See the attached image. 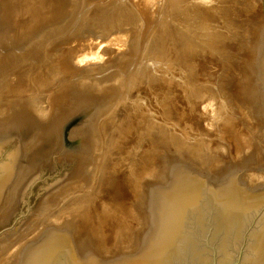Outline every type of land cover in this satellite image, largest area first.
I'll use <instances>...</instances> for the list:
<instances>
[{"label": "rangeland", "instance_id": "obj_1", "mask_svg": "<svg viewBox=\"0 0 264 264\" xmlns=\"http://www.w3.org/2000/svg\"><path fill=\"white\" fill-rule=\"evenodd\" d=\"M182 1L183 0H152L151 4V1L149 0L150 7L147 8L146 6L142 5V0H0V122L7 123L15 127L22 135L24 144L23 159L18 176L7 196L0 205V226H4L7 223L15 208L17 207L19 189L23 185L47 142L50 140L61 122L77 108L91 101L97 100L101 102V105L93 115L87 128V134L84 139L76 170L64 183L50 191L20 222H18L0 239V264H16L30 243L42 231L52 226H61L70 230L73 234L74 241L78 246L89 247L103 258H111L130 253L136 248L139 240L143 207L148 187L157 172L169 160L179 159L184 161L208 180H215L224 171L228 170L236 176L237 180L246 190H264L263 0H214L213 2L212 0H207L208 2H202L203 0ZM224 1L226 5H228L231 14L226 13V15L223 13L222 6H226L224 5ZM131 25L133 26L131 27ZM216 35L226 37V40L222 39L223 41L220 40L221 43H217L215 41L216 39L214 40V36ZM211 36H213V39L209 40V37ZM168 37H170V40ZM122 39L125 41L123 42ZM121 41L125 44H123ZM186 41H190L189 43L191 45H195V49L192 50L193 52L196 51L195 53H193L191 50L188 51V48L184 46L185 44H188ZM80 44H83L82 48L81 46H78V50H76L72 56H70L71 54H69V51L74 49L75 45ZM182 45L184 49L182 48ZM86 48H89L87 51L95 50L94 53H97L98 55L90 59L88 58L78 66L74 58H77L78 55H80L81 52H83ZM149 50L150 53L145 54ZM205 50L207 51L206 54L202 53L205 52ZM166 52H169V54ZM214 52L216 55L218 54V56H216ZM194 54H196L199 59L195 58L196 56ZM200 54H202V57ZM176 57L179 60L181 59L182 62L175 66L174 63H177ZM210 57H216L217 59H215L217 63L215 62V59H213V62ZM68 59L70 60L68 61ZM71 59L74 60L71 61ZM193 60L196 64L192 62ZM205 60L209 62L206 63ZM219 62L220 64H218ZM70 63L73 64L74 68ZM68 66H70V70ZM208 67L210 71L207 70ZM180 68H183V70ZM198 68H202V71L198 70ZM191 69L193 70L190 71ZM191 72L192 75L190 74ZM160 73L161 75H158ZM202 73H204V76ZM36 74L38 75L39 80H36L38 78ZM185 74L187 75L186 77H191L189 79H191L192 82H189L185 78ZM135 75L145 77V83L141 84L142 86L138 85L135 86L136 88L133 87L132 90L128 91L129 94L125 95L124 93L127 94L128 92H126L127 90L124 89V85L125 83H129L128 79H130V77H137ZM145 75H148V77ZM193 75L195 76L192 77ZM111 76H115L114 80ZM151 76L161 77L157 82H153L154 84H148V79ZM34 77L36 79H34ZM46 77L48 78L46 79ZM121 78L123 81L120 80ZM196 78H198V83L195 82L197 81ZM14 80L18 82V85H11L13 82H15ZM207 80L212 83L211 88L209 85L210 82ZM113 81H117V84H111ZM165 81L167 87L165 85ZM120 82H122L124 85L122 83L120 84ZM200 82L201 85L199 84ZM202 82L207 83L203 84ZM109 83L110 86L113 87L112 89L109 87L110 91L108 88L104 91L102 89H100L101 91L99 90V88L104 84L108 85ZM184 84L186 86H184ZM188 84H192L190 86L191 88ZM202 84L208 88H205L208 90L207 92L212 93V95L215 94L214 96L219 95L220 97L226 98L229 95L230 99L235 103H233L234 108H229L226 111L221 110L223 112H220V104H222L220 97H216L215 100L208 99L210 102L207 99H203L206 100L205 103L203 100L199 102L206 105L204 106L197 102V104L200 105L195 107L189 105L191 103L188 102V99H185L186 101L181 99V97L184 98L183 94L185 97H187L185 93L189 92L190 94L192 90L205 91ZM160 85L163 86V88ZM174 85H177L178 87H175ZM91 86L92 91L90 89ZM125 86L128 87V85ZM154 86L157 87L154 88ZM168 86L172 89V91H174L172 92ZM172 87H175L176 90ZM13 88H15V93L11 92L13 91ZM147 89L149 90L150 94L152 93V96L147 92ZM18 90L19 92H17ZM179 90L180 92H178ZM175 91L178 93L177 95L174 94ZM167 92L169 93L167 94ZM170 95L172 97H170ZM162 96L163 98H161ZM174 97L178 99H176V102ZM182 101L188 103L186 106L188 107V111L190 110L189 115H187L188 111L187 108H185V104V107L181 106L183 104L181 103ZM211 104H215L216 107L215 105L214 107L211 106ZM193 107L195 110H193ZM196 107L198 109H196ZM202 107L203 109L201 110L200 108ZM171 109H174L175 112ZM210 109L212 111H210ZM131 112H133V114ZM195 112H198V114L194 115ZM204 112L206 113L203 114ZM223 114L224 116L228 115L226 118L233 115L238 116L237 121L234 122L237 117L232 120L234 126L231 123L229 124L232 125V128L237 130L235 131L233 129L236 133H233L234 131L228 134L224 133L223 136L225 137L223 139L220 138L222 143H219L220 147L218 148L217 146L219 145H216L215 143L216 141L218 142L220 140L217 137H221V134H217L218 131H216V128L222 127L225 132H229L230 130L228 128L231 127L227 126L229 120L222 119L221 115ZM187 117H189V120H187ZM107 118L113 119V123L111 125L110 121H108L109 123L107 122ZM143 118H149L148 120H151L152 118V125L155 127L157 126V128L165 127L170 130V132L172 130L175 134L178 133V136L183 139L182 141L185 144H183L181 141L177 142L176 144L173 142L168 144L170 142H164L163 140H160V142L155 141V143L158 145H162L160 148V146H157L153 142L157 151L152 154L153 159L150 157V162H148L150 164L147 163L150 169L145 165V169L148 172H145V169L144 171L140 172V176L143 175V178H139V183L141 182L142 184V186L139 188V190H141L139 194L141 195L138 197L129 195L131 198L128 197L129 201L127 200L126 204H129L130 206H127L128 209L125 212L126 214H122L119 219L117 217L116 219L114 216H116L115 214H118L117 212L119 211H114V213L112 212L111 214V211L109 212L106 210L109 213L108 214L105 213L106 211H104L100 205H98L99 207H94L95 209L93 208V200L95 199H90L92 197L91 195L94 196L96 193L100 192L101 188L98 187L100 189L95 188L96 190H94V187H90V185L96 186V184H93L95 182L97 184L99 183L98 180L96 181L92 179V177L94 176L93 174L97 175L98 171L95 170L99 168L97 165L100 164L101 160L102 162L100 166L103 167L104 160H107L108 162L112 161L113 158H115L114 156H116L120 150L121 152H125L127 147H129L132 142L137 141L136 138H140L142 136L141 133L144 131L140 128L142 127L141 122H143ZM206 118L209 119L207 123V126H209L207 127V132L212 139L211 141H213L211 142L210 146L208 145V151L210 153L208 151L206 152H208V157H212L210 160L215 159L214 161H211L210 166L207 165L209 163L206 162V155H204L206 158L203 157V160L206 159L204 161L202 158L197 159L195 156V158L198 160V162H196L197 160L193 157V155H191L193 158L191 156L189 157L191 153L193 154L192 150H190L191 153L189 152V155H187L188 152H185L187 151L188 143L190 142L189 144H191L195 135L199 134V131L196 130L201 128V123L204 122ZM163 119L164 122L162 123ZM105 121L109 124L108 128L105 127L108 126V124L105 125ZM122 123L125 124L122 125V128L131 125V128L129 127V129L131 132H133L131 135L133 139H125L123 141L121 140L113 147L106 146V143H109L110 141L109 139L116 136L115 134L117 130L114 131L115 129L112 128V126H121L120 124ZM132 123H135L134 126ZM136 123L138 125L137 129L135 127L137 126ZM225 123L227 125H225ZM215 125H217V127ZM224 125L226 128H228L226 129ZM210 126H213V129ZM135 133L137 135H135ZM198 142L199 141H197V144ZM194 143L196 142H193L192 144ZM178 144L180 149L176 148ZM146 146L147 144L144 145V147ZM181 146H184V149H186H181ZM139 147H141V145ZM198 147L197 145L194 146V148L197 149ZM197 149L195 151H197ZM139 150L141 151L142 149L139 148ZM182 150L184 151L182 152ZM206 152H204V154H206ZM211 154L213 156H211ZM194 155H201V153L199 152L198 154L197 151L194 153ZM199 161H201V164ZM203 163L204 165H202ZM99 170H102V168ZM90 179L95 182L92 183ZM80 184H82L83 187L85 185V187H81ZM75 185L80 186L81 188H77ZM73 186H75L74 189ZM68 187L70 190L72 189L71 193L73 194L71 196L67 195L68 197L61 195L62 192L65 193L67 191ZM82 188L84 190L85 188H90V191H84ZM70 190L68 189L67 192L70 193ZM75 190L76 192H72ZM107 190H109V193L104 191L103 195L108 196L111 194L112 196L116 194L113 193L115 192L114 189L109 188ZM85 192H88L89 194ZM105 192H107L108 195ZM82 193L83 195H81ZM98 195L100 196L99 193ZM72 196H75L74 198L76 199L77 197L78 199L81 198L80 200L82 201L84 199L83 202H86V199L91 196L89 199H87L91 205L87 202L86 203L92 207H89L87 204H85L87 207H84L86 208V211L94 210V213H92L93 211H90L91 216L93 215L96 217L97 215H95V213L97 214L98 212L97 218H99V211L102 208L100 211L102 215L100 216H103V213L107 216L103 220L105 222L103 224L104 227L100 228L104 231L100 230L99 227L97 230V228H95L96 226H94H98L99 221L102 219L101 217V219L99 218V221L97 218L95 219V222L93 221L94 223L97 221V224L89 223L91 222L89 220H94V217L92 216V219L91 216H89L88 211V213L85 211L87 216H84L85 213L83 215L84 211L76 213V217L78 215H83V217L78 216L80 218H76V210L71 208L74 210L72 211L70 208H67L70 212H74V215L68 216L72 214L68 211V215H64L66 218L58 220L59 215L61 214L59 211L66 209L63 206V204L67 203L65 200L73 198ZM85 196L87 198H84ZM111 196H108V198L106 197L108 200H106L107 202H109V200L112 201ZM96 199L97 200H95V204L96 201H98V197H96ZM126 204L124 203L123 205ZM95 210L98 211L95 212ZM102 210L104 212H102ZM63 212L66 211L64 210ZM61 216L63 217L62 214ZM84 217L86 219L87 217H90V219H87L86 221ZM99 230L103 232H100ZM99 232L103 233L104 235L102 234V236L99 234ZM106 235L107 238H104L103 240L102 238Z\"/></svg>", "mask_w": 264, "mask_h": 264}, {"label": "water", "instance_id": "obj_2", "mask_svg": "<svg viewBox=\"0 0 264 264\" xmlns=\"http://www.w3.org/2000/svg\"><path fill=\"white\" fill-rule=\"evenodd\" d=\"M100 105L91 101L61 122L19 189L0 239L72 176ZM23 152L20 132L0 122V205L18 176ZM16 264H264V190H246L228 170L208 180L184 161L169 160L148 187L133 251L103 258L78 246L70 230L52 226Z\"/></svg>", "mask_w": 264, "mask_h": 264}, {"label": "bare ground", "instance_id": "obj_3", "mask_svg": "<svg viewBox=\"0 0 264 264\" xmlns=\"http://www.w3.org/2000/svg\"><path fill=\"white\" fill-rule=\"evenodd\" d=\"M87 1V0H86ZM151 1V4H152V0H150ZM184 1V0H183ZM182 1V2H183ZM204 1H207V0H203L202 2H204ZM214 0H212V2H213ZM259 1V0H258ZM262 1V0H261ZM121 2V1H120ZM135 2V1H134ZM164 2V1H163ZM195 2V1H194ZM208 2V1H207ZM211 2V1H210ZM142 5H144V6H146L147 8H149L150 7V5H149V0H142ZM263 4V6H264V0H263V2H262ZM193 4V3H192ZM197 4V3H196ZM208 4V3H207ZM213 4V3H212ZM234 4V3H233ZM132 5H133V3H132ZM162 5V4H161ZM204 5V4H203ZM216 5V4H215ZM224 5H226V3H225V1H224ZM246 5V4H245ZM259 5V4H258ZM180 6V5H179ZM193 6H195V5H193ZM207 6V5H206ZM125 7V6H124ZM164 7V6H163ZM192 7V6H191ZM132 8H133V6H132ZM222 8H223V13L224 14H226V13H229V14H231V12H230V10H229V7H228V5H226V6H222ZM245 8V7H244ZM68 9V8H67ZM197 9V8H196ZM123 10V9H122ZM129 10H130V8H129ZM209 10V9H208ZM213 10H215V9H213ZM194 11V10H193ZM153 12V11H152ZM196 13V12H195ZM201 13V12H200ZM206 13V12H205ZM221 13V12H220ZM203 14V13H202ZM254 14V13H253ZM259 14V13H258ZM227 15V14H226ZM26 16V15H25ZM232 16V15H231ZM212 17V16H211ZM146 18V17H145ZM215 18V17H214ZM231 18H233V17H231ZM217 21H220V20H217ZM224 22V21H223ZM126 24H130V23H126ZM108 25V24H107ZM255 25H257V24H255ZM133 25H131V27H132ZM151 26V25H150ZM153 26V25H152ZM159 27V26H158ZM163 28V27H162ZM226 28V27H225ZM236 28H237V26H236ZM108 29V28H107ZM208 29V28H207ZM166 30V29H165ZM65 31H67V30H65ZM140 31V30H139ZM118 32V31H117ZM210 32V31H209ZM239 32V31H238ZM114 33V32H113ZM141 33V32H140ZM173 33V32H172ZM171 33V34H172ZM226 33V32H225ZM116 34V33H115ZM152 34V33H151ZM200 34V33H199ZM219 34V33H218ZM227 34V33H226ZM142 35V34H141ZM164 35V34H163ZM215 35V34H214ZM228 35V34H227ZM231 35V34H230ZM77 36V35H76ZM174 36H176V35H174ZM178 36V35H177ZM217 36V35H216ZM214 36L215 38H214V40L218 43V42H220V40L221 41H223V40H226V37H223V36ZM224 36H225V34H224ZM234 36V35H233ZM118 37H120V36H118ZM124 37V36H123ZM149 37V36H148ZM89 38V37H88ZM115 38H117V37H115ZM131 38V37H130ZM167 38V37H166ZM169 38V40H170V37H168ZM176 38V37H175ZM203 38V37H202ZM36 39H38V38H36ZM110 39V38H109ZM121 39V38H120ZM177 39V38H176ZM204 39H206V38H204ZM211 39H213V36H211V37H209V40H211ZM223 39V40H222ZM114 40V39H113ZM234 40V39H233ZM233 40H231V41H233ZM122 41H123V39H122ZM121 41V42H122ZM125 41V40H124ZM123 41V42H124ZM143 41V40H142ZM164 41H166V40H164ZM83 42V41H82ZM122 42V43H123ZM187 42V41H186ZM190 42V41H189ZM189 42H187L188 44H185L184 46L185 47H187L188 48V51H192V50H194L195 49V45H191ZM110 43H111V41H110ZM117 43V42H116ZM132 43V42H131ZM165 43V42H164ZM175 43H177V42H175ZM198 43V42H197ZM212 43V42H211ZM221 43V42H220ZM229 43V42H228ZM123 44H125V43H123ZM171 44V43H170ZM208 44H209V42H208ZM225 44H227V43H225ZM231 44V43H230ZM247 44V43H246ZM110 45V44H109ZM116 45V44H115ZM119 45V44H118ZM120 45H122V44H120ZM174 45H176V44H174ZM218 45V44H217ZM78 46H81V48H82V46H83V44H80V45H75V47H74V49H71L70 51H69V54H71L70 56H72V54L76 51V50H78ZM123 46H125V45H123ZM200 46V45H199ZM223 46V45H222ZM115 47V46H114ZM126 47V46H125ZM144 47H145V45H144ZM215 47V46H214ZM226 47V46H225ZM147 48V47H146ZM182 48H183V45H182ZM201 48H202V46H201ZM206 48V47H205ZM222 48V47H221ZM52 49V48H51ZM79 49H80V47H79ZM87 49H89V48H86L83 52H81V54L80 55H78V57L76 58H74L75 59V62H77V64H78V66H79V64L80 63H82V62H84V61H86L88 58L90 59V58H92V57H96L98 54L97 53H94V51L95 50H92V48H91V50L92 51H87ZM121 49V48H120ZM161 49V48H160ZM166 49V48H165ZM170 49V48H169ZM178 49V48H177ZM184 49V48H183ZM208 49V48H207ZM226 49H227V47H226ZM46 50V49H45ZM66 50V49H65ZM152 50V49H151ZM179 50V49H178ZM174 51H176V50H174ZM187 51V50H186ZM226 51V50H225ZM224 51V52H225ZM154 52V51H153ZM170 52H171V50H170ZM193 52V51H192ZM196 52V51H195ZM195 52H193V53H195ZM206 50H205V52H202V53H204V54H206ZM147 53H150V50L148 51V52H146L145 54H147ZM152 53V52H151ZM166 53H168L169 54V52H166ZM181 53V52H180ZM200 53V52H199ZM211 53V52H210ZM210 53H207V54H210ZM215 53V52H214ZM68 54V55H69ZM104 54V53H103ZM108 54V53H107ZM138 54V53H137ZM165 54V53H164ZM185 54H186V52H185ZM192 54V53H191ZM196 54H198V53H196ZM196 54H194L196 57L195 58H198L197 57V55ZM105 55V54H104ZM121 55V54H120ZM152 55V54H151ZM178 55V54H177ZM184 55V54H183ZM201 55V57H202V54H200ZM199 55V56H200ZM215 55H216V53H215ZM142 56H144V55H142ZM147 56V55H146ZM162 56V55H161ZM181 56V55H180ZM185 56V55H184ZM183 56V57H184ZM206 56V55H205ZM208 56H210V55H208ZM216 56H218V54L216 55ZM220 56V55H219ZM159 57H160V55H159ZM165 57V56H164ZM163 57V58H164ZM167 57V56H166ZM169 57V56H168ZM175 57V56H174ZM179 57V56H178ZM187 57H188V55H187ZM190 57H192V56H190ZM212 57H214V56H212ZM9 58V57H8ZM149 58V57H148ZM162 58V59H163ZM177 58V57H176ZM175 58V59H176ZM185 58V57H184ZM204 58V57H203ZM206 58V57H205ZM207 58H209V57H207ZM216 58V57H215ZM215 58H211L210 57V59L213 61V59H215ZM74 59H71V61L72 60H74ZM165 59V58H164ZM174 59V58H173ZM187 59H189V58H187ZM191 59H193V58H191ZM199 59V58H198ZM217 59V58H216ZM216 59H215V62H216ZM218 59H219V57H218ZM70 59H68V61H69ZM136 60V59H135ZM147 60V59H146ZM168 60H171V59H168ZM184 60H186V59H184ZM202 60V59H201ZM208 60V59H207ZM207 60H205L206 61V63H208L207 62ZM150 61H152V60H150ZM165 61V60H164ZM175 61V60H174ZM177 63H174L175 64V66L177 65V64H179L180 62H182V60L180 59H178L177 58ZM198 61V60H197ZM159 62H161V61H159ZM186 62V61H185ZM194 64H196L195 63V61L193 60L192 61ZM191 62V63H192ZM214 62V61H213ZM73 63V62H72ZM144 63V62H143ZM148 63V62H147ZM186 63H188V62H186ZM217 63V62H216ZM71 64V63H70ZM108 64V63H107ZM118 64V63H117ZM218 64H220V62L218 63ZM72 66H73V64H71ZM129 65V64H128ZM201 65V64H200ZM213 65H215V64H213ZM72 66H71V68H72ZM77 66V65H76ZM130 66V65H129ZM161 66V65H160ZM166 66V65H165ZM170 66V65H169ZM181 66H183V65H181ZM185 66V65H184ZM206 66V65H205ZM209 66H212V65H209ZM20 67V66H19ZM69 67V70H70V66H68ZM162 67V66H161ZM168 67V66H167ZM189 67H192V66H189ZM189 67H188V69H189ZM195 67V66H194ZM215 67V66H214ZM219 67V66H218ZM64 68V67H63ZM73 68H74V66H73ZM134 68V67H133ZM143 68V67H142ZM165 68V67H164ZM197 68V67H196ZM207 68V67H206ZM205 68V69H206ZM211 68V67H210ZM213 68V67H212ZM160 69V68H159ZM180 69H182L183 70V68H180ZM202 69V68H201ZM200 68H198V70H201ZM214 69V68H213ZM62 70V69H61ZM64 70V69H63ZM72 70V69H71ZM84 70V69H83ZM99 70V69H98ZM165 70V69H164ZM193 69H191L190 71H192ZM196 70V69H195ZM207 70H209V67H208V69ZM17 71H20V70H17ZM144 71V70H143ZM157 71H159V70H157ZM176 71H177V69H176ZM185 71V70H184ZM197 71V70H196ZM202 71V70H201ZM210 71V70H209ZM208 71V72H209ZM213 71V70H212ZM96 72V71H95ZM151 72V71H150ZM167 72V71H166ZM199 72V71H198ZM203 72H204V70H203ZM206 72V71H205ZM24 73V72H23ZM72 73V72H71ZM86 73V72H85ZM144 73V72H143ZM156 73V72H155ZM179 73V72H178ZM187 73V72H186ZM197 73V72H196ZM214 73V72H213ZM17 74H19V73H17ZM21 74V73H20ZM131 74V73H130ZM157 74V73H156ZM171 74V73H170ZM173 74V73H172ZM191 75H192V72L190 73ZM200 74H201V72H200ZM203 74V76H204V73H202ZM27 75V74H26ZM37 75V74H36ZM40 75V74H39ZM65 75V74H64ZM148 75H149V73H148ZM148 75H145V76H147L148 77ZM158 75H161V73L160 74H158ZM174 75V74H173ZM181 75V74H180ZM195 75H197V74H195ZM195 75H193L192 77H194ZM218 75V74H217ZM21 76V75H20ZM135 76H137V75H135ZM187 75L185 74V78L189 81V82H192V80L191 79H189V78H191V77H186ZM190 76V75H189ZM198 76V75H197ZM196 76V77H197ZM37 77H38V75H37ZM41 77V76H40ZM43 77H45V76H43ZM42 77V78H43ZM75 77V76H74ZM112 77V79L114 80V77L113 76H111ZM161 77V76H160ZM160 77H157V76H151L149 79H148V84H150V83H152V84H154L155 82H157L158 80H160ZM164 77V76H163ZM168 77V76H167ZM172 77V76H171ZM175 77V76H174ZM173 77V78H174ZM201 77V76H200ZM9 78V77H8ZM31 78H33V77H31ZM48 77H46V79H47ZM144 78L145 77H140V76H137V77H130V79H128L129 81V83L127 84V83H125V85H128V87L127 86H125L122 82H120V84L122 83L123 85H124V89L125 90H127L126 92H128L129 90H132V88L133 87H135V86H138V85H141V84H144L145 82H144ZM184 78V77H183ZM182 78V79H183ZM208 78H209V76H208ZM16 79V78H15ZM34 79H36L35 77H34ZM34 79H32V80H34ZM117 79V78H116ZM197 79V81H195V82H197L198 83V78H196ZM203 79H204V77H203ZM210 79V78H209ZM217 79V78H216ZM25 80V79H24ZM36 80H39V77L36 79ZM111 80V79H110ZM120 80H122V78L120 79ZM169 80H171V79H169ZM186 80V81H187ZM191 80V81H190ZM206 80V79H205ZM15 81V80H14ZM18 81V80H17ZM108 81V80H107ZM123 81V80H122ZM180 81V80H179ZM184 81H185V79H184ZM183 81V82H184ZM200 81V80H199ZM201 81H203V80H201ZM208 81V80H207ZM11 82V81H10ZM36 82V81H35ZM39 82V81H38ZM43 82H44V80H43ZM117 82V81H116ZM115 81H113V82H111V84H117ZM154 82V83H153ZM172 82V81H171ZM174 82V81H173ZM182 82V83H183ZM208 82H210V81H208ZM213 82V81H212ZM12 83V82H11ZM23 83H26V82H23ZM45 83V82H44ZM85 83V82H84ZM160 83H162V82H160ZM196 83V84H197ZM203 83V82H202ZM205 83H207V82H205ZM205 83H203V84H205ZM1 84H3V83H1ZM5 84V83H4ZM38 84V83H37ZM48 84V83H47ZM51 84V83H50ZM164 84V83H163ZM162 84V85H163ZM200 85H201V82L199 83ZM198 84V85H199ZM202 84V85H203ZM209 84V83H208ZM212 83L210 82V88H211V85ZM11 85H18V82H13ZM20 85V84H19ZM30 85V84H29ZM43 85V84H42ZM119 85V84H118ZM159 85V84H158ZM165 85H166V87H167V84H166V81H165ZM186 85H187V83H186ZM185 84H184V86H186ZM189 85V84H188ZM192 85V84H191ZM191 85H189V87L191 86ZM194 85V84H193ZM214 85V84H213ZM218 85V84H217ZM229 85V84H228ZM33 86H35V85H33ZM107 86V87H106ZM113 86V85H112ZM142 86V85H141ZM145 86H148V85H145ZM161 86V85H160ZM175 86V85H174ZM177 86V85H176ZM175 86V87H176ZM195 86V85H194ZM204 86V85H203ZM208 86V85H207ZM3 87H5V86H3ZM7 87H8V85H7ZM14 87V86H13ZM17 87V86H16ZM15 87V88H16ZM29 87V86H28ZM37 87H38V85H37ZM42 87V86H41ZM105 87V88H104ZM109 87H111L110 86V83L107 85V84H104L102 87H100L99 88V90L100 89H102L103 91L105 90V89H109ZM119 87V86H118ZM127 87V88H126ZM157 86H154V88H156ZM162 88H163V86H161ZM175 87H172V88H174L175 90H176V88ZM178 87V86H177ZM181 87V86H180ZM189 87H187V88H189ZM197 87V86H196ZM199 87V86H198ZM15 88H13V91H11V92H14L15 90ZM49 88V87H48ZM94 88V87H93ZM113 87H111V89H112ZM136 88V87H135ZM138 88V87H137ZM149 88V87H148ZM168 88H169V86H168ZM191 88V87H190ZM194 88V87H193ZM205 88H207L206 86H204V90L206 91H203V90H192V92L189 94V92H187V93H185V95H187V97H185L184 96V94H183V97L184 98H182L181 96V99L182 100H185V99H188V102L189 103H191V104H189V105H192V106H197V105H200V104H202V103H200L201 102V100H203V99H209V100H215L216 99V97H220L218 94V96H214L215 94H213L212 95V93H209V92H207L208 90H206ZM215 88V87H214ZM17 89V88H16ZM29 89V88H28ZM39 89V88H38ZM85 89V88H84ZM91 91H92V86H91ZM123 89V90H124ZM150 89V88H149ZM153 89V88H152ZM166 89V88H165ZM164 89V90H165ZM169 89H171V88H169ZM180 89V88H179ZM195 89V88H194ZM208 89V88H207ZM231 89V88H230ZM93 90H96V89H93ZM98 90V89H97ZM121 90V89H120ZM148 90V89H147ZM155 90V89H154ZM158 90H159V88H158ZM161 90V89H160ZM182 90V89H181ZM183 90H184V88H183ZM21 91H22V89H21ZM24 91V90H23ZM89 91V90H88ZM101 91V90H100ZM109 91H110V89H109ZM166 91H168V90H166ZM171 91H172V89H171ZM174 91V90H173ZM172 91V92H173ZM210 91V90H209ZM219 91V90H218ZM17 92H19V90L17 91ZM38 92V91H37ZM95 92H98V91H95ZM137 92H138V90H137ZM146 92V91H145ZM148 93H149V90L147 91ZM153 92V91H152ZM178 92H180V90L178 91ZM185 92V91H184ZM211 92V91H210ZM15 93V92H14ZM28 93V92H27ZM89 93H90V91H89ZM157 93V92H156ZM169 92H167V94H168ZM12 94V93H11ZM11 94H9V95H11ZM23 94V93H22ZM31 94V93H30ZM84 94V93H83ZM125 95H128L129 94V92L126 94V93H124ZM150 94V93H149ZM175 95H177L178 93H176V91H175V93H174ZM26 95V94H25ZM32 95V94H31ZM34 95V94H33ZM113 95V94H112ZM120 95V94H119ZM136 95V94H135ZM147 95V94H146ZM151 96H152V93L150 94ZM163 95V94H162ZM166 95V94H165ZM174 95V96H175ZM228 95V94H227ZM24 96V95H23ZM40 96V95H39ZM54 96V95H53ZM52 96V97H53ZM26 97V96H25ZM29 97V96H28ZM80 97V96H79ZM125 98H127L126 96H124ZM146 97V96H145ZM157 97V96H156ZM166 97V96H165ZM169 97V96H168ZM170 97H172L171 95H170ZM175 97H177V96H175ZM174 97V100H175V102L178 100L177 98H175ZM153 98V97H152ZM152 98H150V99H152ZM161 98H163V96L161 97ZM57 99V98H56ZM157 99V98H156ZM169 99V98H168ZM177 99V100H176ZM180 99V98H179ZM219 99V98H218ZM217 99V100H218ZM8 100V99H7ZM35 100V99H34ZM154 100V99H153ZM158 100V99H157ZM157 100H156V102H157ZM208 100V101H209ZM3 101V100H2ZM4 101H5V99H4ZM112 101V100H111ZM146 101V100H145ZM172 101V100H171ZM180 101V100H179ZM186 101V100H185ZM185 101L183 102H181V103H183L181 106H184V104H185V106L188 104V103H185ZM200 101V102H199ZM205 101L206 100H203V102L205 103ZM220 101L222 102V104H220V112H223V111H226V110H228L229 108H234V101H232L231 99H230V97H229V95L226 97V98H223V97H220ZM144 102V101H143ZM166 102V101H165ZM170 102V101H169ZM174 102V101H173ZM197 102H199L200 104H197ZM210 102V101H209ZM214 102V101H213ZM35 103V102H34ZM33 103V104H34ZM131 103H132V101H131ZM140 103H142V102H140ZM139 103V104H140ZM171 103V102H170ZM178 103V102H177ZM180 103V104H181ZM212 103V102H211ZM215 103V102H214ZM234 103V104H233ZM32 104V105H33ZM158 104V103H157ZM160 104V103H159ZM162 104V103H161ZM208 104V103H207ZM210 104V103H209ZM219 104V103H218ZM36 105H38V104H36ZM132 105V104H131ZM172 105V104H171ZM176 106H178L177 104H175ZM202 105H204V104H202ZM206 105V104H205ZM204 105V106H205ZM215 105V104H214ZM214 105L213 104H211V106H213L214 107ZM113 106H114V104H113ZM168 106V105H167ZM184 106V107H185ZM191 106V107H192ZM32 107H34V106H32ZM39 107V106H38ZM143 107V106H142ZM161 107V106H160ZM172 107V106H171ZM190 107V106H189ZM194 107H193V110H195L194 109ZM200 107V106H199ZM215 107H216V105H215ZM3 108H4V106H3ZM173 108V107H172ZM179 108V107H178ZM185 108H187V111H188V107L186 106ZM185 108H184V110H185ZM217 108H219V107H217ZM1 109H2V107H1ZM142 109V108H141ZM191 109V108H190ZM196 109H198L197 107H196ZM201 110L203 109V107L202 108H200ZM145 110V109H144ZM161 110V109H160ZM172 110V109H171ZM221 110H223V111H221ZM244 110V109H243ZM143 111V110H142ZM156 111V110H155ZM163 111V110H162ZM170 111V110H169ZM172 111H174V109L172 110ZM179 111V110H178ZM177 111V112H178ZM186 111V112H187ZM190 111V110H189ZM189 111H188V113H187V115H189ZM192 111V110H191ZM205 111V110H204ZM209 111V110H208ZM210 111H212L211 109H210ZM126 112V111H125ZM149 112H152V111H149ZM159 112H161V111H159ZM175 112V111H174ZM174 112H172V113H174ZM193 112V111H192ZM232 112V111H231ZM132 114H133V112H131ZM180 113V112H179ZM178 113V114H179ZM206 112H204L203 114H205ZM226 113V112H225ZM230 113V112H229ZM233 113V112H232ZM246 113V112H245ZM139 114V113H138ZM161 114V113H160ZM192 114V113H191ZM195 114H198V112L196 113H194V115ZM222 114V113H221ZM231 114V113H230ZM247 114V113H246ZM124 115V114H123ZM210 115V114H209ZM212 115H213V113H212ZM240 115H242V114H240ZM248 115V114H247ZM132 116V115H131ZM134 116V115H133ZM152 116V115H151ZM155 116H157V115H155ZM174 116H176V115H174ZM191 116V115H190ZM203 116V115H202ZM226 116H228V115H226ZM226 116H224V114L223 115H221V117H222V119H227V120H229V123H225V125H227V126H231L230 128H228L230 131L228 132H225L224 131V129H222V127H219V128H216L217 127V125H215L216 127V131H218L217 132V134H221V137L219 136V137H217L218 139H220V138H224L225 136H223L224 135V133H226V134H228V133H230V132H233L234 130L236 131L237 129H234V128H232V125L234 126V124H233V122H232V120L233 119H235L236 117V120H234V122L235 121H237V119H238V116H230V117H227L226 118ZM139 117H141V116H139ZM164 117V116H163ZM184 117V116H183ZM195 117V116H194ZM193 117V118H194ZM213 117H214V115H213ZM150 118V117H149ZM148 118V119H149ZM153 118V117H152ZM152 118H151V120H152ZM174 118V117H173ZM188 119L187 120H189V117H187ZM197 118V117H196ZM218 118V117H217ZM240 118V117H239ZM246 118H248V117H246ZM251 118V117H250ZM109 118H107L106 120H107V122L108 121H110V125L113 123V119H109ZM130 119V118H129ZM147 118L145 119V118H143V122H141L142 123V127L140 128V129H142L144 132L143 133H141L142 134V136L140 137V138H136V140L137 141H135V142H132V144L131 145H129V147H127V149H126V151L124 152V151H122L121 152V150L119 151V153L118 154H116V156H114L115 158H113V160L112 161H110V162H108L107 160H104V164H103V167L102 166H100V164H101V162H102V160H101V162H100V164H98L97 165V167H99L97 170H95V171H98L97 172V175H95V174H93L92 176L93 177H95V178H93L92 176V179H94V180H98V184H99V186H98V184L95 182V181H92L91 179V181H92V183L93 182H95V183H93V184H96V186L95 185H90V187L92 186V188L94 189V190H96L95 188H97V189H100V192H98L99 194H100V196L98 195V193H96L97 194V196H96V194L93 196V195H91V193L93 192H91L90 193V195L93 197H84V198H87V199H95V200H97L96 199V197H98V201H96V204H95V200H93V208L94 207H99L98 205H100L103 209H104V211H106V210H108L109 212L111 211V214H112V212L114 213V211L115 212H117V211H119V212H117L118 214H115L116 216H114L115 218L117 217L118 219L120 218V216L122 215V214H126L125 212H126V210L128 209V207L127 206H130L129 204H126V201L128 200V197H130L131 198V196H129V195H133L134 197L135 196H139V195H141V194H139L140 193V191L141 190H139V188L142 186V184H141V182L139 183V178L140 177H142L143 178V175L142 176H140V172H142V171H144V169H145V165L147 166V167H149L148 165H147V163L148 162H150V157L152 158V154H154V152H156L157 150H156V148H155V144L157 145V146H160V145H158L157 143H155V141L156 142H160V140H163L164 142L165 141H168V142H170V143H168V144H171V142H173V143H177V142H183L182 140V138L180 137V136H178V133L177 134H175L172 130H171V132H170V130H168L167 128H165V127H158L157 128V126L155 127L154 125H152V122H151V120H148ZM155 119V118H154ZM208 118H206L205 120H204V122H202L201 124V128L200 129H198V130H196V131H199V134H197V135H195V137H194V139L192 140L193 142H196V143H194V144H189L188 143V148H187V151H185L186 153L188 152V154L187 155H189V152L191 153V151L190 150H192L193 151V154L191 153L190 155H189V157L191 156V155H193V157L195 158V156H196V158L197 159H200V158H202V160H203V157L204 158H206L207 157V160L206 159H204V160H206V162L207 163H209V164H207V165H209L210 166V164H211V161H214L215 159H213V160H210V159H212V157H208V150H209V148H208V145L210 146V144H211V142H213V141H211L212 139H211V137L209 136V134H208V130H207V127H209V126H207V123H208V121H209V119L207 120ZM212 119V118H211ZM253 119V118H252ZM112 120V121H111ZM139 120V119H138ZM173 120V119H172ZM174 120H176V119H174ZM187 120H185V121H187ZM194 120H195V118H194ZM202 120V119H201ZM217 120H219V119H217ZM240 120V119H239ZM126 121H128V120H126ZM136 121V120H135ZM154 121V120H153ZM117 122V121H116ZM130 122V121H129ZM158 122V121H157ZM164 122V119H163V121H162V123ZM189 122V121H188ZM195 122V121H194ZM222 122V121H221ZM253 122V121H252ZM105 123H106V121H105ZM104 123V124H105ZM109 123V122H108ZM108 123H106L105 125H107ZM138 123H140V122H138ZM161 123V124H162ZM193 123V122H192ZM191 123V124H192ZM198 123V122H197ZM205 123V124H204ZM214 123V122H213ZM217 123V122H216ZM232 124V125H229V124ZM133 124V126H134V124L135 123H132ZM145 124V125H144ZM185 124V123H184ZM191 124H189V125H191ZM220 124V123H219ZM117 125V124H116ZM121 126H115V125H113L112 126V128H114L115 130L114 131H116V136L115 137H112V138H108L107 140L109 141V143L107 142L106 143V146H109V147H113L115 144H117V142H120L121 140L123 141V140H125V139H133L132 137H131V135H132V133L133 132H131L130 131V129H129V127L131 126H124L125 128H122L123 126L122 125H125V124H120ZM128 125V124H127ZM136 125H137V123H136ZM172 125V124H171ZM195 125V124H194ZM193 125V126H194ZM210 125V124H209ZM224 125V127L226 128V126ZM101 126V125H100ZM141 126V125H140ZM159 126V125H158ZM237 126V125H236ZM254 126H255V124H254ZM105 127H109V124H108V126H105ZM136 127V129H137V127H138V125L137 126H135ZM210 127H212V129H213V126H210ZM240 127V126H239ZM259 127V126H258ZM100 128V127H99ZM117 128V129H116ZM131 128V127H130ZM175 128H177V127H175ZM184 128V127H183ZM196 128V127H195ZM226 128V129H227ZM232 128V129H231ZM237 128H238V126H237ZM253 128H255V127H253ZM135 129V130H136ZM139 129V130H140ZM191 129V128H190ZM234 129V130H233ZM195 130V129H194ZM210 130V129H209ZM232 130V131H231ZM212 131H214V130H212ZM233 132V133H236V132ZM137 132V131H136ZM138 132H140V131H138ZM257 132V131H256ZM113 133V132H112ZM115 133V132H114ZM187 133V132H186ZM193 133V132H192ZM214 133V132H213ZM244 133V132H243ZM87 134V133H86ZM180 134V133H179ZM111 135V134H110ZM135 135H137L136 133H135ZM134 135V136H135ZM138 135H139V133H138ZM190 135V134H189ZM212 135H214V134H212ZM233 135V134H232ZM235 135V134H234ZM244 135V134H243ZM182 136V135H181ZM218 136V135H217ZM216 137V136H215ZM200 138V139H199ZM210 138V139H209ZM213 138H214V136H213ZM135 139V138H134ZM185 139V138H184ZM186 141V140H185ZM197 141H199L198 142V144H197ZM215 141V140H214ZM105 142V141H104ZM155 144H154V143ZM131 143V142H130ZM129 143V144H130ZM167 143V142H166ZM219 143H222V140L220 139L218 142L216 141V145H219ZM109 144V145H108ZM147 144V146L146 147H144V145H146ZM183 144H185L184 142H183ZM128 145V144H127ZM141 145V147H139ZM167 145V144H166ZM189 145H191V146H189ZM197 145V147L199 146L200 147V149H199V147H198V149L197 148H194V146H196ZM105 146V147H106ZM162 146V145H161ZM161 146H160V148H161ZM172 146V145H171ZM175 146V145H174ZM185 146V145H184ZM184 146L182 147L181 146V149L183 148L184 149ZM186 146V147H187ZM164 147V146H163ZM170 147V146H169ZM176 147V146H175ZM207 147V148H206ZM218 148L220 147V145L219 146H217ZM108 148V147H107ZM118 148V147H117ZM126 148V147H125ZM139 148H141L142 150L140 151L139 150ZM155 148V149H154ZM174 148V147H173ZM176 148H179L180 149V147H179V144H178V146L176 147ZM217 148V149H218ZM248 148V147H247ZM186 149V148H185ZM184 149V150H185ZM197 149V151H198V154H199V152L201 153V155H194V153H196L197 151H195ZM212 149V148H211ZM220 149H222V148H220ZM234 149V148H233ZM184 150H182V152L184 151ZM223 150V149H222ZM206 151H208V152H206ZM211 151V150H210ZM213 151V150H212ZM204 152H206V154H204ZM161 153V152H160ZM210 153V152H209ZM214 153V152H213ZM180 155V154H179ZM204 155H206V157L204 156ZM200 156V157H199ZM209 156H210V154H209ZM211 156H213L212 154H211ZM153 157H154V155H153ZM192 157V156H191ZM192 157V158H193ZM199 157V158H198ZM104 158V157H103ZM195 158V159H196ZM209 158V159H208ZM149 159V160H148ZM153 159V158H152ZM152 159H151V161H152ZM154 159H155V157H154ZM194 159V160H195ZM196 159V160H197ZM201 160V161H202ZM203 160V161H204ZM210 162H209V161ZM201 161H199V163L201 164ZM202 161V162H203ZM196 162H198V160L196 161ZM195 162V163H196ZM98 163V162H97ZM153 163V162H152ZM205 163V162H204ZM204 163L202 164V165H204ZM148 164H150V163H148ZM206 164V163H205ZM213 164V163H212ZM151 166V165H150ZM146 167V168H147ZM102 168V170H99V169H101ZM149 169H150V167H149ZM201 169V168H200ZM146 170V169H145ZM94 171V170H93ZM92 171V172H93ZM145 172H148L147 170L145 171ZM94 173V172H93ZM144 173V172H143ZM121 174H123V175H121ZM145 175H146V173H145ZM89 176V175H88ZM98 179H97V178ZM83 181V180H82ZM89 181V180H88ZM87 183V182H86ZM90 183V182H89ZM81 185V187H83V185L82 184H80ZM77 188L78 187H80V186H77V185H75ZM75 186H73V189H74V187ZM80 187V188H81ZM84 187H85V185H84ZM83 187V188H84ZM87 187V186H86ZM98 187H100V188H98ZM72 188V187H71ZM79 188V189H80ZM82 188V189H83ZM88 188V187H87ZM91 188V189H92ZM114 189L115 190V192H113V193H116V194H114V195H112L111 196V194L110 195H108V193H109V190H107V189ZM64 189V188H63ZM68 189L70 190V188L68 187L67 188V191H68ZM72 190V189H71ZM71 190H70V193H68L66 190V192L65 193H67V194H65L64 192H62L61 193V195H65L66 197H68V196H71L73 193H71ZM77 190V189H76ZM76 190L75 191H72V192H76ZM84 190V189H83ZM82 190V191H83ZM85 190L87 191L88 190V192L90 191V188L89 189H86L85 188ZM84 190V191H85ZM81 191V192H82ZM101 191H102V193H101ZM104 191H107V192H105L108 196H111L112 197V201L111 200H109V202H107L108 200L106 199V197L108 198V196H105V195H103L104 194ZM113 191V190H112ZM112 191H111V193H112ZM88 192H85V193H88ZM79 193V192H78ZM80 194V193H79ZM78 194V195H79ZM89 194V193H88ZM93 194V193H92ZM68 195V196H67ZM81 195H83V193L81 194ZM87 195V194H86ZM75 196H77V195H75ZM74 196V197H75ZM88 196V195H87ZM96 196V197H95ZM132 196V197H133ZM60 197V196H59ZM73 197V196H72ZM70 198L69 200H65V202H67V203H65V204H63V206L66 208V209H64V208H62V209H64L66 212H63L62 210H60L59 212L63 215V217L61 216V214L59 215V219L58 220H60V219H63V218H66V217H64V215L66 216V215H68V213L70 212L67 208H74L76 211H75V217H76V213H78V212H82V211H84L83 212V215H84V213H85V209L86 208H84L86 205L85 204H87V203H89L90 204V202L89 201H87V199H86V202H83L84 201V199H83V201L82 200H80V199H78V197H77V199L76 198ZM95 197V198H94ZM136 197V198H137ZM55 198V197H54ZM83 198V197H82ZM11 199V198H10ZM68 199V198H67ZM107 200V201H106ZM92 201V200H91ZM129 201V200H128ZM53 202V201H52ZM98 202V203H97ZM122 202H123V204L125 203L126 205H123L122 204ZM55 204V203H54ZM89 204H87L88 206H89ZM53 205V204H52ZM91 205V204H90ZM123 205V206H122ZM87 207V206H86ZM89 207H92V206H89ZM60 208V207H59ZM84 208V209H83ZM101 208V209H102ZM92 209V208H91ZM95 209V208H94ZM98 209V208H97ZM101 209H100V211H101ZM72 210V209H71ZM69 211V212H68ZM72 211H74V210H72ZM88 212H89V216H91L90 215V213L92 212V213H94V210H87ZM86 211V212H87ZM96 211H98V210H95V212ZM99 211V213H100V215H102L101 214V212ZM103 210H102V212H104ZM63 212V213H62ZM87 212V213H88ZM70 213H72V214H70V215H68V216H71V215H74L73 213L74 212H70ZM105 213H108L107 211L105 212ZM57 214V213H56ZM59 214V213H58ZM109 214V213H108ZM110 214V215H111ZM83 215L81 216V215H78V216H81V217H83ZM95 215H97L96 217L95 216H93L94 217V220H91L90 219V217L88 218L87 217V219L89 220V221H91V222H89V223H93V224H97V221H96V223H94L95 222V219L98 217V212H97V214L95 213ZM99 215V218L101 219H99V218H97V220L99 221V224H98V226L97 225H94V226H96L95 228H97V230H98V227H99V229L100 228H103L104 227V219L107 217L106 215H104V213H103V216H100ZM77 216V217H78ZM84 216H87V214L85 213V215ZM92 216H91V218H92ZM112 216V215H111ZM119 216V217H118ZM76 217V218H77ZM125 217H127V216H125ZM69 218V217H68ZM75 218V219H76ZM78 218H80V217H78ZM85 218V217H84ZM84 218H82V219H84ZM109 218V217H108ZM116 218V219H117ZM122 218V217H121ZM74 219V218H73ZM86 219V218H85ZM84 219V220H85ZM87 219H86V221H87ZM93 219V218H92ZM112 219V218H111ZM108 220V219H107ZM126 220V219H125ZM50 221V220H49ZM94 221V222H93ZM103 221V222H102ZM123 221V220H122ZM107 222V221H106ZM109 224V223H108ZM112 224H114V223H112ZM37 226V225H36ZM93 226V227H94ZM113 226V225H112ZM109 227V226H108ZM107 227V228H108ZM133 229V228H132ZM32 230V229H31ZM100 230H103V229H100ZM99 230V231H100ZM36 231V230H35ZM104 231V230H103ZM103 231H100V232H103ZM99 232V234H103V233H100ZM105 232H106V230H105ZM120 234V233H119ZM29 235V234H28ZM104 235V234H103ZM102 235V236H103ZM101 237V236H100ZM104 238H107V235L105 236V237H103L102 239L104 240ZM108 238H110V237H108ZM101 239V240H102ZM18 241V240H17ZM102 242H105V241H102ZM3 258V257H2ZM2 263V262H1Z\"/></svg>", "mask_w": 264, "mask_h": 264}]
</instances>
